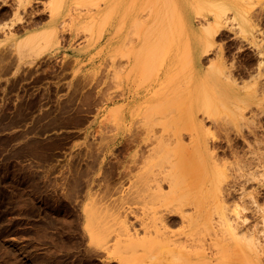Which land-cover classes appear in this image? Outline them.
I'll return each mask as SVG.
<instances>
[{"label": "rangeland", "instance_id": "rangeland-1", "mask_svg": "<svg viewBox=\"0 0 264 264\" xmlns=\"http://www.w3.org/2000/svg\"><path fill=\"white\" fill-rule=\"evenodd\" d=\"M48 1L28 0L16 9L17 0H0V72L8 74L0 82V264H166L160 260L161 252L169 244L182 253L184 243L188 244L186 249L192 243L197 251H201V244L205 243L206 252L211 249L216 255L210 264L222 260L227 264H247L246 260L250 264H264V0H238L256 28L253 36L243 37L229 28V24L224 25L226 27H221L212 37V47L204 55L182 51H185L187 34L181 26L177 31L178 23L173 14L170 13L171 19L169 13L164 14L167 19L162 30V26L156 25L164 9L160 7L166 6V2L162 5V1L157 0L153 6L151 1L154 0H146L141 6L144 0H114L116 8L129 1L131 8L129 14H124L125 20L137 19L143 24L140 28H136V24L128 31L127 38H132L127 41L130 43L126 49H117L115 62L104 69L110 76L104 81L103 93L96 90L95 66L87 69V86L79 88V74L84 65L79 64L78 50L83 35L84 41L89 43L87 49L95 51L102 35V29H96L95 9L104 0H93L95 5H91L90 0H61L58 9L55 4L53 7V0L49 1L52 6ZM118 15L113 16L125 21L120 17L122 14ZM150 15L158 17L149 22L146 30ZM107 20L105 17L104 21ZM194 24L198 30L199 25ZM43 27L53 30L49 44L44 39L38 44L44 51L39 55L33 51L19 54L14 47L16 40ZM151 28L153 31L146 35ZM158 29L162 34L166 31L167 50ZM156 38L154 54L159 57L162 52V57L166 50L163 59L149 56ZM135 41L144 46L133 55L131 45ZM67 42L72 56L56 57ZM147 47L150 51L146 54ZM126 51L125 57L120 55ZM128 55L137 60V69L131 70L134 59L131 57L130 61ZM119 59L125 60L121 65L124 69L117 68H120ZM186 59L190 68L186 65V73H183L180 67ZM219 59L238 82L239 95H252L246 105L241 104L240 112L226 108L220 113L206 108V112L191 102L196 75L203 74ZM57 74L66 78L65 87L63 80L58 83ZM198 91L201 97L203 88ZM172 97L170 108L174 106V111L169 113V107L161 110ZM180 99L184 101L180 103ZM155 103H159L158 107H154ZM208 103L214 109L213 102ZM69 105L73 107L72 115L82 113L81 118L73 117L70 127L52 124L49 117ZM178 111L183 118L173 121L171 118ZM43 112L48 118H35ZM45 121L50 123L39 124ZM190 132L194 134L190 136ZM200 142L208 144L207 154L211 155L204 157L211 165L207 167L202 153V160H197L201 166L196 169L200 170L199 179L204 177L209 183L204 182L205 190L198 192L195 199L199 208L210 200L214 230L210 222L205 221L197 222L187 233L180 222H173L174 218L169 216V238L163 240L157 234L159 221L152 213L148 214L152 194L147 195L143 186L161 165L157 150L174 151L179 145L192 150ZM156 145L158 148L152 153ZM221 164L222 168L216 166ZM219 181L223 182H220L221 188L225 186L222 195L228 209L224 216L217 204ZM164 184V194L175 195V190H170L168 183ZM157 198L163 199L157 194L154 202ZM237 215L248 222L246 227L241 225L240 230L250 233L256 247L259 245L257 249L262 251L261 255L258 251L259 258L253 254L245 257L243 242L229 240L223 223L238 219ZM129 223L140 229V235L127 232L125 225ZM217 247L231 250L229 254L223 249L215 254ZM170 260L173 264L179 259ZM195 262L207 263L201 253Z\"/></svg>", "mask_w": 264, "mask_h": 264}, {"label": "bare ground", "instance_id": "bare-ground-1", "mask_svg": "<svg viewBox=\"0 0 264 264\" xmlns=\"http://www.w3.org/2000/svg\"><path fill=\"white\" fill-rule=\"evenodd\" d=\"M30 1V0H29ZM50 1V0H49ZM48 1V2H49ZM69 1V0H68ZM90 0L91 3L93 2H96V0ZM145 1L144 0V3L141 5L143 6L145 4ZM162 1V5L164 4L163 2H166V6H161L160 8L164 7V9L162 10V12H160L161 16H156L157 15V12L158 11H155L156 12V15L154 16L153 15V18L152 16L150 15L149 17V21L148 23L151 21V20H155V18L158 17V20L156 21V25L159 24L161 27V30L163 29V27L165 26L164 25V22L165 20L167 19L165 16L166 13H169L168 17L169 19H171L172 15L173 14V18H175V20H177V25H178V30L179 29L181 30V27L185 28V32H186V36L187 38L184 39V50H182L184 53H186L187 51H189L190 53H198V55L202 54L204 55V53H209L208 51L211 49L212 47V37L215 35V33L221 28L223 27L224 25H228L229 24V28H233L235 31L237 30L238 33H240L241 36H253L254 35V32L256 31V28L254 25L251 24L250 20L248 19V16H247V10L242 7L241 5H239L238 3V0H161ZM243 2V0H241ZM16 2V1H15ZM23 2H28V0H17V7H20L21 5H23ZM55 2V3H53ZM52 5L54 7V4L56 5L55 8L59 7L60 5V2L61 0H53ZM89 2V1H88ZM128 2V1H127ZM153 2V6L156 4L157 0L155 1H151ZM150 2V3H151ZM50 3V2H49ZM50 3V5H51ZM155 3V4H154ZM4 4V3H3ZM102 4V3H101ZM122 5V3H120ZM133 3H131L132 5ZM14 5V4H13ZM51 5V6H52ZM79 5V4H78ZM91 5H95L94 3L91 4ZM151 6V4H148V6ZM159 5V4H158ZM12 6V5H10ZM16 6V5H14ZM32 6V5H31ZM68 6V5H67ZM130 6V5H129ZM147 6V7H148ZM149 6V7H150ZM152 6V7H153ZM26 7V5H25ZM52 7V8H53ZM100 7V6H98ZM128 7V5H127ZM146 7V8H147ZM148 7V8H149ZM158 7V6H157ZM156 7V8H157ZM51 8V9H52ZM70 8V7H69ZM74 8V7H72ZM131 8V6L129 7ZM142 8V7H141ZM160 8H158L157 10H159ZM166 8L167 11H166ZM10 9H12V7H10ZM14 9V7H13ZM25 9V8H24ZM22 8V10H24ZM110 8H108L109 10ZM56 10V9H55ZM68 10V9H67ZM146 10V9H145ZM144 10V11H145ZM169 10V12H168ZM1 11V10H0ZM72 11V10H71ZM107 11V10H106ZM105 11V12H106ZM165 11V12H164ZM78 12V11H77ZM85 12V11H84ZM146 12H148L146 10ZM149 12H150V8H149ZM109 12L107 11V14ZM171 13V14H170ZM65 14V13H64ZM159 14V15H160ZM165 14V15H164ZM69 15V14H68ZM67 15V16H68ZM75 15V14H74ZM91 15V14H90ZM121 15V14H120ZM118 15V16H120ZM145 15V13H144ZM87 16V15H86ZM93 16V15H92ZM91 16V17H92ZM101 16V15H100ZM69 17V16H68ZM104 17V16H103ZM120 17H122L123 19H125L124 17V14L123 16L121 15ZM141 17V16H140ZM171 17V18H170ZM194 18V20H193ZM68 19V18H67ZM119 20V18H117ZM165 19V20H164ZM169 19L167 20V23L169 22ZM137 19H135V22H133L135 25L137 24L140 28V26H142L143 23L138 22V20L136 21ZM144 20V19H143ZM174 20V22H175ZM94 21V20H93ZM132 21V20H131ZM171 21V20H170ZM17 22V21H16ZM137 22V23H136ZM152 22V21H151ZM194 22H196V24H198L200 27L198 30L197 28L195 29V24ZM132 23V25H134ZM141 23V24H140ZM15 24V23H14ZM92 24V23H91ZM12 25V24H11ZM61 25V24H60ZM120 25V24H119ZM140 25V26H139ZM148 25L150 26V23L147 24V27H145V29L147 30L148 28ZM152 25V23H151ZM154 24V27L156 26ZM158 25V26H159ZM164 25V26H163ZM167 25V24H166ZM173 25V24H172ZM168 26H170V24H168ZM9 27V25H8ZM120 27V26H119ZM153 27V28H154ZM173 27V30H175V25L172 26ZM226 27V26H224ZM228 27V26H227ZM158 28V27H157ZM1 29V28H0ZM170 30V27L167 28V30ZM131 30V29H130ZM153 31V29L151 28L149 31H147L145 34L147 35L148 33H150V31ZM155 30V29H154ZM145 32V31H144ZM158 34H162L159 29H158ZM53 30H38V31H34V32H30L28 33L27 35L19 38L16 40L15 42V48H16V51L19 53V54H22L23 52H31L32 51L35 53V55H39L40 52L42 53L44 50H42L40 48V46L38 44H40V40L41 39H44L45 42L47 44H49L48 42L51 41L53 35ZM130 33V32H129ZM128 33V34H129ZM157 33V31H156ZM164 34L166 33L163 32ZM171 30L169 31V36H172L171 34ZM178 33H181V32H178ZM257 33V32H256ZM137 34V33H136ZM144 34V33H143ZM152 34V33H151ZM150 34V35H151ZM157 34V35H158ZM164 39H162L164 42L167 40V37L165 38L166 35H164ZM177 34V32H176ZM155 35V34H154ZM180 35V34H179ZM160 36V35H158ZM161 36V38L163 37ZM185 36V37H186ZM135 37V35H134ZM145 37V36H144ZM143 37V38H144ZM150 37V36H148ZM154 38V36L152 37V39ZM159 37L155 39V41L153 42V46L152 44H150V47L152 46V48H148V50L146 51L145 50V53L152 50V55H149V56H152V58L155 56L156 58L155 59H160L164 57V55L166 54V50L168 48V45L167 43H169V41L165 43V45L167 47H165L166 50L163 51V55L161 57V54L162 52H160V55L159 57L157 56L158 54H154L156 53L154 49V45L157 43L156 40L158 39V43L161 39ZM177 35H176V40H177ZM132 38L128 39V40H131ZM151 39V40H152ZM127 40V41H128ZM147 40V39H146ZM256 40V39H255ZM126 41V42H127ZM142 41V40H141ZM151 42V41H150ZM171 42H172V39H171ZM128 43V42H127ZM146 43V42H145ZM157 43V44H158ZM126 44V43H125ZM125 44H123V48H125ZM140 44V43H139ZM161 44L162 46H164L161 41ZM119 45V44H118ZM127 45V44H126ZM139 46V45H138ZM156 46V45H155ZM161 46V47H162ZM143 47V46H142ZM123 48L121 50H123ZM136 48H139V47H136ZM141 48V47H140ZM139 48V50H140ZM160 48V46H159ZM126 49V48H125ZM150 49V50H149ZM163 50V48H161ZM127 51H129V49L127 48ZM127 51L124 53L122 52V54L120 55H124L123 57H125V54H127ZM157 51V50H156ZM160 51V50H159ZM141 52V50H140ZM189 52H188V55H189ZM23 53V54H24ZM31 53H30V56H31ZM34 53H33V56H34ZM137 53V52H136ZM135 53V54H136ZM159 53V52H158ZM28 54V53H27ZM141 54V53H140ZM147 54V53H146ZM180 55V54H179ZM178 55V56H179ZM183 55V54H182ZM187 55V54H186ZM261 55V54H260ZM263 55V53H262ZM122 56H121V59H122ZM129 56V55H128ZM143 56V55H142ZM145 56V54H144ZM129 56V60L131 61V59L133 58L134 60L131 61V70H134V69H137L139 66L137 65L136 63V59L135 57L133 56ZM189 57V56H188ZM118 58V57H117ZM186 58V56H185ZM144 59V58H143ZM188 59V58H187ZM184 61V66L182 65L181 70L183 71V73H186L185 71V68H186V65H188L186 62L189 61L187 60ZM150 60L151 57H150ZM183 60V57L181 59V61ZM223 60V59H222ZM125 61V60H123ZM160 63L162 60H159ZM180 61V60H179ZM144 62V61H143ZM152 62V61H151ZM191 62V61H190ZM188 62V63H190ZM213 62V61H212ZM160 63L158 64L157 67H159ZM180 63V62H179ZM211 63V62H209ZM152 64V63H151ZM120 65V68L117 67L119 70L121 69H124V67H121L122 65V62L119 64ZM118 65V66H119ZM141 65V62L140 64ZM181 65V63L179 64ZM190 65V64H189ZM188 65V69L190 68ZM224 64L223 62H221V60L219 59V61L217 62H213L209 65V67H207L205 69V72L203 74H199V75H196V78L194 79L193 81V84H194V88L192 89L193 93H190L191 94V102L193 103V105H195V107H197L198 109H205L206 111V108L207 109H211L213 111H217V113H220L222 111V109L226 108V109H234L236 110L237 112H240L239 109H241V104L243 105H246L248 103V100H250V98L252 97V95H242L240 96L239 95V92L237 91V86L239 85L238 82L236 81L235 78H233V76H231V74L225 70L224 68ZM129 68V69H130ZM144 68V67H143ZM143 68H142V71H143ZM127 69V68H126ZM125 69V70H126ZM192 69V68H191ZM130 70V71H131ZM136 71V70H135ZM140 71V70H139ZM146 71V70H145ZM144 71V72H145ZM158 71V70H157ZM156 71V72H157ZM181 71V72H182ZM119 72V71H118ZM116 72V73H118ZM143 72V73H144ZM135 73V72H134ZM192 74V73H191ZM176 75H178V73H176ZM195 75V73H194ZM198 76V77H197ZM173 77L170 76L169 78ZM120 79V78H119ZM176 79V78H175ZM131 80V79H130ZM169 80V79H168ZM121 81V80H120ZM119 81V83H120ZM123 81V80H122ZM181 81V80H180ZM120 85V84H119ZM173 85V84H171ZM171 85H170V88H171ZM181 86V85H180ZM124 87V86H123ZM203 88V92H202V95L200 97L199 95V88ZM156 91V90H155ZM122 92V91H121ZM120 92V93H121ZM173 92V91H172ZM122 94V93H121ZM170 94V93H169ZM168 94V95H169ZM165 95V94H164ZM163 95V96H164ZM167 95V96H168ZM213 95L212 98H210L211 96ZM255 95V94H254ZM162 96V97H163ZM185 97V96H184ZM143 99V98H142ZM163 100V99H162ZM161 100V101H162ZM173 100L174 98H169L167 100L166 103H164V105H162V108H160L161 110L162 109H167L168 110V107H169V113L172 111H174V108H170V106L173 104ZM181 100V99H180ZM182 101L184 100H181L180 103H182ZM208 101H212L213 104H214V109L210 106V104L208 103ZM160 103V102H159ZM159 103H155L154 107H158V104ZM163 103V102H162ZM166 104V105H165ZM239 104V105H238ZM122 107V106H121ZM203 107V108H202ZM241 107V108H240ZM173 109V110H172ZM180 110V109H179ZM210 110V111H211ZM181 111V110H180ZM190 111V110H188ZM187 112V111H186ZM207 112V111H206ZM167 113V111H166ZM167 113V114H169ZM162 114V113H161ZM164 114V113H163ZM166 114V115H167ZM187 114V113H185ZM183 114V115H185ZM191 114V113H190ZM240 114V113H239ZM209 115V114H208ZM160 118V117H159ZM183 118L182 116V113H180L178 111V113L176 112L174 114V116H172V120L174 121L175 119L177 120H181ZM190 118V117H189ZM192 118V117H191ZM161 119V118H160ZM170 119V118H168ZM189 120V119H188ZM188 122V121H187ZM192 123V122H191ZM176 124V123H175ZM201 124V123H200ZM193 125V124H192ZM164 126V125H163ZM162 126V127H163ZM203 126V125H202ZM179 127V126H178ZM181 128V127H180ZM179 128V129H180ZM192 128V127H191ZM177 131V130H176ZM190 131V130H189ZM171 133L168 132V134ZM191 133V132H190ZM189 133V134H190ZM194 134V132H192ZM192 133L190 136H192ZM178 135V134H177ZM162 137V136H160ZM169 137V135H168ZM120 142V140H119ZM178 142V141H177ZM167 143V142H166ZM199 143V142H198ZM170 144V142H169ZM177 144H181L180 141L177 143ZM197 144V142L194 144V146ZM158 148V145H156L153 150H152V153H154V151ZM181 148V149H180ZM194 148V147H193ZM192 148V150L189 148L187 149V147H180L179 145V149L178 150H171L170 151H164L163 148H160L159 150H157L160 155V157L162 158V161H161V165H159L158 169L155 170V172H152V176L151 178L147 181V184L145 186H143L148 193L147 195H150V193L152 194L150 196V200H149V204L150 206L147 207L148 209H150V211H148V214H151L154 216V218L156 220L159 221V228H158V236L163 239V240H168V236H169V225H168V220L170 219V222H171V218H174L173 222H180V224L182 225L183 227V231L184 232H187L188 233V230H193V228L195 227L196 223L200 222V223H204L205 221H208L210 222V224L212 225L213 223L211 222L214 218H212L211 216V203H210V200H206L205 201V204L203 206H201V208L198 207V202H197V199L196 198V195L197 193L204 191L205 190V185L204 182H205V178L203 177V179H199L198 177V174H199V171L196 169L198 168L199 169V166L200 163L199 161L202 160V158H200L203 154V158H204V161L207 165V167L209 166L210 167V161L207 162L206 159H205V155L207 156H210L211 154H207L209 153L208 150H209V147H208V144L205 142L198 144L194 149ZM125 149V148H123ZM213 149V148H212ZM194 150V151H193ZM151 152V151H150ZM203 153V154H202ZM202 154V155H201ZM151 155V154H150ZM154 156V155H153ZM145 157H147L145 155ZM239 157V156H237ZM200 158V159H199ZM199 159L198 163H197V160ZM212 160V159H211ZM137 161V160H136ZM216 161V160H214ZM144 162V160H143ZM218 162V161H217ZM220 163V162H219ZM198 165V167H197ZM222 165V164H221ZM216 165V166H219V167H223V165ZM212 167V166H211ZM214 169V167H213ZM219 169V168H217ZM211 169H209V173H210ZM123 172V171H121ZM120 172V174H121ZM206 172V171H205ZM264 172V171H263ZM126 173V172H125ZM208 173V172H207ZM216 173V170L215 172ZM262 173V172H261ZM123 175V173L121 174ZM250 175V174H249ZM211 176V174H210ZM121 177V176H120ZM202 177V176H201ZM198 178V179H197ZM211 179H212V176H211ZM250 179V178H249ZM210 180V179H208ZM225 180V178H224ZM264 180V178H263ZM209 183V181H207ZM223 183L222 181H219L217 183V195H218V200L219 202L217 203L218 204V207L221 208L222 210V215L224 216V211L225 209L227 210L228 208L226 207L227 205L225 204L226 203V200L224 199V196L225 195H222L224 194L225 192V186H223V188H221L220 184ZM164 183H168L170 185V190H175V195H173L172 197H169L168 195L164 194L163 192V185H165ZM205 182V184H208ZM236 183V182H235ZM234 183V184H235ZM211 184V183H210ZM233 184V185H234ZM228 185V184H227ZM232 185V184H231ZM205 186V187H204ZM243 186V185H242ZM233 187V186H232ZM240 187V186H239ZM229 188V187H226V189ZM204 189V190H203ZM243 189V188H242ZM241 189V190H242ZM144 190V191H145ZM150 190V191H149ZM200 190V191H199ZM224 190V192H223ZM240 190V189H239ZM229 191V190H226V192ZM245 191V190H244ZM150 192V193H149ZM240 192V191H239ZM243 193V192H242ZM157 194L161 195L163 197L162 200L159 201V198H157V201L159 202H154L156 197H157ZM190 194H193L191 196H188L192 199V201L186 197V195H190ZM226 194V193H225ZM257 203V202H256ZM255 204V203H254ZM257 205V204H256ZM198 209V210H197ZM257 209V207L255 208ZM130 212H133L132 210ZM258 212V211H257ZM171 218H170V217ZM178 217V218H177ZM264 217V216H263ZM237 218L238 219H234V220H231V222H225L224 220V223H223V226H225L226 230H227V236L230 237L229 240L231 241H239V242H243V245L245 246V250H246V256L245 257H249V254H253L254 256H256L257 258H259L258 256V251L261 250H258V246L256 247L253 238L252 236L249 234H246L244 231L240 230V227L242 228L243 224H245L244 227H246L248 224V222L246 223V219L243 220L242 219H239L240 217L237 215ZM207 219V220H206ZM224 219V218H223ZM264 219V218H263ZM126 220V218L124 219ZM264 221V220H263ZM262 221V222H263ZM170 224V223H169ZM258 224V223H257ZM125 228L127 230V232H129L131 235L133 236H136V235H140V229H135L133 227V224L132 223H129V224H126L125 225ZM212 229L214 230V227L212 225ZM248 231V229H246ZM253 231V230H252ZM236 240V241H235ZM257 244V243H256ZM261 245V244H260ZM188 246L187 243H184L183 246H182V249L184 248V252L182 253H179L175 248L174 246H170L168 244L167 248L165 250H163L161 252V256H160V260H162L163 262H165L166 264H171V260L172 258H176V259H179L178 262L176 263H173V264H198L197 262H195V259L197 257V255L199 253H201L204 258H206V262L205 264H210V262H212V258H216V255L213 254V251L211 249H209V251L206 252V248L208 247H204L205 246V243L204 244H201V251H197V250H194L193 249V244H189V249H186ZM176 247V246H175ZM222 249L225 251V252H228V254L230 253L229 250L231 249H225V248H216L215 250V254L219 253V250H220V253L222 251ZM233 251V250H232ZM261 252L260 251V255H261ZM209 253V254H207ZM223 253V252H222ZM243 253V252H242ZM240 253V254H242ZM264 253V252H263ZM227 254V255H228ZM237 255V254H236ZM225 259L226 257L223 256ZM228 257V256H227ZM244 257V258H245ZM247 257V258H248ZM229 258V257H228ZM227 258V259H228ZM234 258V256H233ZM239 258V257H238ZM242 258V257H241ZM253 258V257H252ZM251 259V258H250ZM235 260V259H234ZM241 260V259H240ZM252 260V259H251ZM228 262L230 261L231 262V259H228L227 260ZM253 261V260H252ZM223 262H226V260H222V261H219L218 263H215V264H222ZM244 262V261H242ZM247 264L249 263V261H245ZM244 262V263H245ZM223 264H227V263H223ZM250 264V263H249Z\"/></svg>", "mask_w": 264, "mask_h": 264}, {"label": "crops", "instance_id": "crops-1", "mask_svg": "<svg viewBox=\"0 0 264 264\" xmlns=\"http://www.w3.org/2000/svg\"><path fill=\"white\" fill-rule=\"evenodd\" d=\"M114 0H104L100 2L96 9H95V15H96V29L97 31H100L102 29V35L101 38L97 41L96 44V49L90 50L87 49V45L89 44L88 42L84 41L83 35L80 38V47H79V55H78V60L80 65H84L81 67L80 74H79V88H81L83 85L87 86V80H88V67L89 66H95L97 67L96 70V76H95V81H96V90L97 92H104L105 91V80L109 79L110 74L105 72V68H107L110 63L115 62L114 58L116 55V50L117 49H122L123 44H128L130 42H126L129 38L128 36V31L133 28L135 25L133 22L134 20L131 21V19H124L125 21L122 20H117L114 14H129V1L126 3H123L122 5L118 6L117 8L114 6ZM102 3V4H101ZM128 5V7H127ZM100 6V7H98ZM108 8H110L108 10ZM109 12L107 14V11ZM106 11V12H105ZM101 15V16H100ZM104 16V17H103ZM107 17L108 20L104 21V18ZM126 18V17H125ZM132 23L134 25H132ZM120 24V25H119ZM120 26V27H119ZM48 27H43V28H37L36 30H42V29H47ZM128 36V38H127ZM132 43V42H131ZM140 43V44H139ZM119 44V45H118ZM125 44V46H126ZM139 45V46H138ZM144 46L142 45L141 42L135 41L132 43V52L133 55H135L136 51L139 50L140 47ZM84 47H86V50L84 51ZM130 47V48H131ZM139 47V48H136ZM141 49V48H140ZM70 51L72 53V50L70 49V43L68 44L65 43L62 49H59V52L56 54V57L61 58L62 56H67L70 57L72 56L70 54ZM93 57H90V56ZM66 58V57H65ZM125 59V58H124ZM120 62H123V60L119 59ZM59 78L58 83L63 80V86L65 87L66 83L65 80L66 78L64 75H56ZM8 74L6 71L4 73L0 72V82H2L3 78H7ZM102 82V83H101ZM101 83V85H100ZM2 89V83L0 84V90ZM2 93V91H0ZM68 102H71L70 99H67ZM64 99V101H67ZM72 109L73 107L71 105L65 107H61L62 112H60L57 115H52L49 118L52 120V124H58L61 126H71L72 125V119L73 117H80L82 113H79L77 115H72ZM75 109H78V107H75ZM48 118L47 115H45V112H43V115L37 114L35 118ZM44 118V119H45ZM57 119L58 121H53ZM50 122L45 121L43 123H39L42 125H48Z\"/></svg>", "mask_w": 264, "mask_h": 264}]
</instances>
